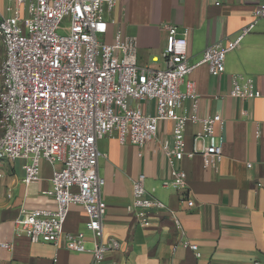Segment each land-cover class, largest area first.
Masks as SVG:
<instances>
[{
	"label": "built area",
	"instance_id": "built-area-1",
	"mask_svg": "<svg viewBox=\"0 0 264 264\" xmlns=\"http://www.w3.org/2000/svg\"><path fill=\"white\" fill-rule=\"evenodd\" d=\"M15 4L9 8L11 16H0L5 54L0 64V161L29 159L23 166L26 185L40 179L41 163L48 161L53 166L52 186L43 194L55 204L54 208L24 210L16 229L32 242L59 246L63 240L67 249L91 252V264H101L108 252L120 248V243L105 237L107 203L101 195L105 179L98 169L102 156L99 140L116 131L121 143L142 147L156 139L162 121H172L173 143L162 144L172 166L171 185L176 190L188 187L187 172L174 167L184 158L200 155L205 168L217 169L225 143L217 127L223 119L220 114L199 115L200 95L194 83L187 91L180 85L200 65H206L215 76L224 74L227 53L253 32L264 17V3L234 37L207 46L195 63H189L187 52L189 29L180 33L176 25L166 24L163 68L139 65L136 40L122 31L115 33L113 42L106 39L111 22L108 15L116 0H15ZM66 19L68 25L62 26ZM61 29L66 33H60ZM240 79L232 75V97L261 96L253 79ZM150 100L154 101L153 112L141 104ZM187 100L191 101L189 111L184 110ZM188 123L200 125L190 149ZM145 180L142 173L134 181L127 209L138 217L141 226L148 227L152 224L151 211L166 205L149 193ZM75 204L86 212L92 248L85 244L84 231L64 229L70 207ZM188 204L193 206L192 201ZM174 222L180 225L176 217ZM182 243L201 255L196 244Z\"/></svg>",
	"mask_w": 264,
	"mask_h": 264
},
{
	"label": "crops",
	"instance_id": "crops-1",
	"mask_svg": "<svg viewBox=\"0 0 264 264\" xmlns=\"http://www.w3.org/2000/svg\"><path fill=\"white\" fill-rule=\"evenodd\" d=\"M262 3L264 0H116L105 36L109 42L117 31L133 37L138 64L163 68L165 25H176L180 33L187 28L189 63H195L207 46L234 37L250 23ZM15 5V0H0V16H11L9 8ZM232 75L253 79L261 96L232 97ZM190 83L200 95L199 115L220 114L223 119L217 127L225 139L222 161L217 169L205 168L200 155L177 161L174 167L187 172L188 187L176 190L170 183L172 166L162 149L163 142L173 143L172 121H162L156 139L142 147L121 143L116 131L99 140L102 156L98 169L105 179L101 195L107 203L105 237L120 243L101 264H264V17L238 48L227 53L224 74L215 76L206 65H200L185 76L180 89L187 91ZM141 104L154 111L153 100ZM190 109L187 100L184 110ZM199 128L197 123L187 124L189 149ZM28 161H0V264H91V252L71 251L63 240L59 246L32 242L25 233L17 232L16 221L24 210L55 207L43 194L52 186L53 166L43 160L40 179L26 185L23 166ZM142 173L149 193L166 205L151 211L148 227L141 226L127 209L134 181ZM86 221L83 206L72 205L64 229L84 231L85 244L92 248ZM183 241L196 244L201 255ZM3 242L11 248L3 247Z\"/></svg>",
	"mask_w": 264,
	"mask_h": 264
},
{
	"label": "rangeland",
	"instance_id": "rangeland-1",
	"mask_svg": "<svg viewBox=\"0 0 264 264\" xmlns=\"http://www.w3.org/2000/svg\"><path fill=\"white\" fill-rule=\"evenodd\" d=\"M25 24H26L25 22L22 23V25L24 26V29L26 28L25 27ZM66 25H68V20L67 19L64 20V22L62 23V26H66ZM59 32L62 33V34H65L66 33L62 29L59 30ZM99 38L102 39L103 37L102 36H99ZM4 55H5L4 54V48H3L2 40H1V37H0V64L3 61V59H4ZM0 84H1V80H0Z\"/></svg>",
	"mask_w": 264,
	"mask_h": 264
}]
</instances>
